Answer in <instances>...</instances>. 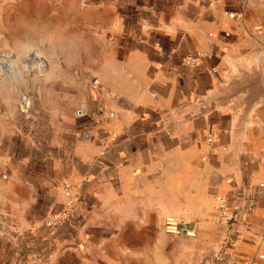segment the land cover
<instances>
[{
	"label": "crops",
	"instance_id": "obj_1",
	"mask_svg": "<svg viewBox=\"0 0 264 264\" xmlns=\"http://www.w3.org/2000/svg\"><path fill=\"white\" fill-rule=\"evenodd\" d=\"M54 17L83 105L0 155V264H264V0H0L17 25Z\"/></svg>",
	"mask_w": 264,
	"mask_h": 264
},
{
	"label": "rangeland",
	"instance_id": "obj_2",
	"mask_svg": "<svg viewBox=\"0 0 264 264\" xmlns=\"http://www.w3.org/2000/svg\"><path fill=\"white\" fill-rule=\"evenodd\" d=\"M67 21L70 34L64 37L77 43L76 28L80 20ZM16 22L0 19V155L5 157L15 155L21 141L32 140L37 148L48 146L45 137L59 133L63 120L60 112L67 107L81 111L83 105L78 97L71 99L67 94L71 91L68 86L82 87L83 83L79 69L68 66L66 52L60 50L61 36L54 35L51 42L40 33L49 23L54 30H60L66 21L54 17L21 20L19 25ZM229 211L233 219L231 207Z\"/></svg>",
	"mask_w": 264,
	"mask_h": 264
},
{
	"label": "built area",
	"instance_id": "obj_3",
	"mask_svg": "<svg viewBox=\"0 0 264 264\" xmlns=\"http://www.w3.org/2000/svg\"><path fill=\"white\" fill-rule=\"evenodd\" d=\"M234 13L229 12V16H234ZM207 140L210 141L212 136L209 135L207 136ZM64 195L66 198V204L67 206H72L75 201H76V197L75 194L72 191V186H70V184L66 183L64 184ZM215 206H216V211H217V215L219 218L225 219V220H229L231 218L230 216V211H229V207L227 204V200L225 196H218L215 199ZM51 222H49L48 224H50ZM162 228L164 230V232L169 233V234H183V235H187V236H194L196 234L197 231V227L194 223H191L190 221L175 216V215H165L163 218V222H162ZM242 264H256L255 260H247V261H243Z\"/></svg>",
	"mask_w": 264,
	"mask_h": 264
}]
</instances>
